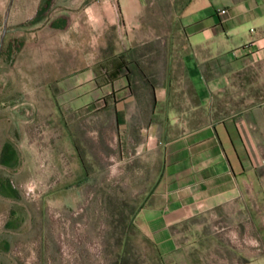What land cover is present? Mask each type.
<instances>
[{"label": "rangeland", "instance_id": "obj_1", "mask_svg": "<svg viewBox=\"0 0 264 264\" xmlns=\"http://www.w3.org/2000/svg\"><path fill=\"white\" fill-rule=\"evenodd\" d=\"M9 1L0 0V45ZM47 1L14 0L2 44L0 264L242 263L234 245H243V236L225 234L223 246L196 242L212 239V230L243 231L242 208L225 205L171 226L143 214L164 163L155 135L179 128L148 121L147 106L139 111L154 100L137 82L151 61L136 59L144 70L116 72L122 60L133 65L120 0ZM141 1L145 25L163 35L179 0ZM93 5L104 15L96 22ZM62 15L69 25H53ZM132 94L138 105L127 103L123 126L117 101ZM6 142L18 153L11 166L1 161Z\"/></svg>", "mask_w": 264, "mask_h": 264}, {"label": "crops", "instance_id": "obj_2", "mask_svg": "<svg viewBox=\"0 0 264 264\" xmlns=\"http://www.w3.org/2000/svg\"><path fill=\"white\" fill-rule=\"evenodd\" d=\"M120 2L122 28L128 30L124 46L132 54L127 59L140 70L145 67L136 59L151 61L137 82L154 100L148 106L138 105L134 94L122 97L119 121L127 126L132 103L141 115L148 107L151 123L162 118L179 128L176 135L167 129L155 135L164 163L144 216L171 226L237 206L247 222L243 231L212 230V239L196 242L223 246L225 234L243 236L234 252H243L245 260L233 263L264 264V0H179L163 35L145 25L141 0ZM93 6L90 20L96 22L104 15ZM123 77L133 87L132 79ZM149 138L148 147L152 132Z\"/></svg>", "mask_w": 264, "mask_h": 264}, {"label": "trees", "instance_id": "obj_3", "mask_svg": "<svg viewBox=\"0 0 264 264\" xmlns=\"http://www.w3.org/2000/svg\"><path fill=\"white\" fill-rule=\"evenodd\" d=\"M51 1L48 0L47 1V7L50 5ZM41 14V10H39L37 12V17L36 19L38 18V16ZM69 18L66 16V15H62L60 17H58L57 20L53 21V25L55 26H58V27H67L69 25ZM127 71V72H132V67H131V64L128 63V61L126 60H122L118 67H117V74L119 75L120 73H122L123 71ZM129 73L128 75V78L131 79V74ZM4 148H5V153H7L8 155H2V163L4 165H7V166H11L13 165L15 162H17L18 160V153H17V150L14 149V147L11 146V144L9 142H6L4 144ZM1 188L5 190V194L6 195H9V196H14L12 195L13 193V187L12 185L9 183V181L7 182H1Z\"/></svg>", "mask_w": 264, "mask_h": 264}, {"label": "water", "instance_id": "obj_4", "mask_svg": "<svg viewBox=\"0 0 264 264\" xmlns=\"http://www.w3.org/2000/svg\"><path fill=\"white\" fill-rule=\"evenodd\" d=\"M14 0H10L7 6V9L5 11V16H4V30L3 33L1 35V45H0V56H1V50H2V44L5 38L6 33L10 30L8 28L9 25V17H10V13H11V9L13 6Z\"/></svg>", "mask_w": 264, "mask_h": 264}, {"label": "built area", "instance_id": "obj_5", "mask_svg": "<svg viewBox=\"0 0 264 264\" xmlns=\"http://www.w3.org/2000/svg\"><path fill=\"white\" fill-rule=\"evenodd\" d=\"M223 11H226V9H223Z\"/></svg>", "mask_w": 264, "mask_h": 264}]
</instances>
